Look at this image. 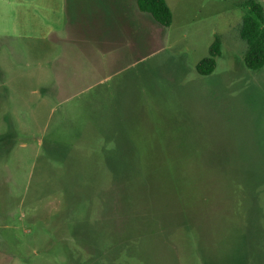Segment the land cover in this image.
<instances>
[{
	"label": "rangeland",
	"instance_id": "1",
	"mask_svg": "<svg viewBox=\"0 0 264 264\" xmlns=\"http://www.w3.org/2000/svg\"><path fill=\"white\" fill-rule=\"evenodd\" d=\"M246 2L183 0L192 7L160 29L131 14L105 40L61 31L55 0H0V264H264V235L232 234L231 214L216 231L228 213L207 170L217 156L264 158ZM216 34L222 51L202 75Z\"/></svg>",
	"mask_w": 264,
	"mask_h": 264
},
{
	"label": "trees",
	"instance_id": "2",
	"mask_svg": "<svg viewBox=\"0 0 264 264\" xmlns=\"http://www.w3.org/2000/svg\"><path fill=\"white\" fill-rule=\"evenodd\" d=\"M138 9L146 11L162 26L169 27L173 13L166 0H136ZM245 13L239 27V36L246 43L244 63L251 69L264 64V6L257 0H247ZM222 51V40L218 34L212 41L209 54L196 64L202 75L210 74L216 67V58ZM102 165L112 173L119 170V161L102 157ZM208 171L213 173L219 185L217 198L221 199L228 213L218 227L226 234L230 214L235 219L232 234H241L245 226L253 229V234L264 235V158L217 156L209 159ZM113 176V175H112ZM111 176V177H112ZM145 181L149 178L145 176ZM224 223V224H223ZM214 226V227H215Z\"/></svg>",
	"mask_w": 264,
	"mask_h": 264
},
{
	"label": "crops",
	"instance_id": "3",
	"mask_svg": "<svg viewBox=\"0 0 264 264\" xmlns=\"http://www.w3.org/2000/svg\"><path fill=\"white\" fill-rule=\"evenodd\" d=\"M166 1L173 13V20L176 14L180 12L187 13L190 7H192L191 3H183V0ZM53 4L54 2L47 5V8L48 6L53 7ZM55 8L58 12H60V17L65 15L67 19V21L64 22L58 18L60 23L62 21V27L60 28L61 31L64 30V26H66L67 30L69 28L73 29L76 27L82 28L83 26L88 30L92 29L103 33L100 35L104 36L105 40L119 38L116 35L122 34L126 31V29H128L127 26L129 25L128 21L131 14L135 17L139 16L140 18L145 19L152 26L160 29V24L150 13L138 9L136 0H55ZM51 30H53V27ZM111 46H113V43L110 46L106 45L104 47V59H100V63H104V66L105 64H109V61L106 60L105 56L113 50ZM59 56L61 59L58 60V63H60L62 67H65V64L68 63L66 60H69V54L65 51ZM84 62L88 64L91 63L90 60H85ZM120 68H118V70H120ZM95 72V68H89L85 77H99L95 74ZM112 76V73L105 72V74L100 77L107 79Z\"/></svg>",
	"mask_w": 264,
	"mask_h": 264
}]
</instances>
